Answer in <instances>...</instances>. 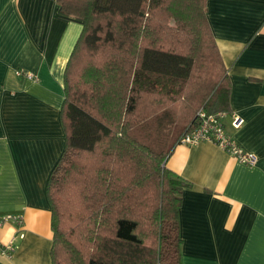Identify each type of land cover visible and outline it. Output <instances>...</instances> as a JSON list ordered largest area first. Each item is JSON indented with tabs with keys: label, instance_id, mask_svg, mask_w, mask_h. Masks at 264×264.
Here are the masks:
<instances>
[{
	"label": "trees",
	"instance_id": "obj_1",
	"mask_svg": "<svg viewBox=\"0 0 264 264\" xmlns=\"http://www.w3.org/2000/svg\"><path fill=\"white\" fill-rule=\"evenodd\" d=\"M57 1L82 31L64 71L65 148L47 180L51 264H182L190 183L166 160L200 109L231 111L205 0ZM84 48L102 59L76 86Z\"/></svg>",
	"mask_w": 264,
	"mask_h": 264
},
{
	"label": "crops",
	"instance_id": "obj_2",
	"mask_svg": "<svg viewBox=\"0 0 264 264\" xmlns=\"http://www.w3.org/2000/svg\"><path fill=\"white\" fill-rule=\"evenodd\" d=\"M227 68L226 131L257 162L211 142L177 144L166 167L190 183L179 208L182 264H264V0H205ZM82 25L57 0H0V264H51L47 180L65 148L64 71ZM21 74H18V72ZM26 73L34 76L26 77ZM20 234L23 236L20 237Z\"/></svg>",
	"mask_w": 264,
	"mask_h": 264
},
{
	"label": "built area",
	"instance_id": "obj_3",
	"mask_svg": "<svg viewBox=\"0 0 264 264\" xmlns=\"http://www.w3.org/2000/svg\"><path fill=\"white\" fill-rule=\"evenodd\" d=\"M18 74H21V72L19 71ZM25 75L29 79L34 78L30 73H26ZM227 117L231 118V125L235 129L240 128L244 123L243 118L231 111L208 112L205 109H200L197 112L196 124L194 127L186 130L179 137L178 143L195 145L204 141L211 142L236 158L238 162L249 167L254 166L257 162L256 156L253 153L244 150L226 131L225 119ZM7 220H12L20 226L22 224L23 216L21 214L6 215L1 218L0 226ZM22 236L23 235L20 234V237ZM12 250V243H9L4 247L0 246V252L3 254H8Z\"/></svg>",
	"mask_w": 264,
	"mask_h": 264
},
{
	"label": "rangeland",
	"instance_id": "obj_4",
	"mask_svg": "<svg viewBox=\"0 0 264 264\" xmlns=\"http://www.w3.org/2000/svg\"><path fill=\"white\" fill-rule=\"evenodd\" d=\"M76 2V0H63L64 6L68 7V5L70 3ZM78 2V1H77ZM79 3V2H78ZM96 55V56H95ZM102 59L101 55H98L97 53H91L90 51H88L86 48L82 49L79 51V53L77 54V56L74 58L73 63H72V71H71V78H72V82L71 84H75L76 86L78 84H80V82H82V77H81V73L84 70V68L86 66H88L89 64L91 65H97L99 63V60ZM140 106H143L142 104ZM145 107L147 108V106L145 105ZM142 110V108H141ZM147 110H143L142 111V117L143 113H145ZM148 112V111H147ZM141 119V118H140ZM143 119V118H142ZM61 208H62V204H60ZM68 216L65 215V218L62 217L63 222L66 221V224H69L70 221L68 220ZM147 240V239H146ZM172 252L173 249H171ZM171 256H175V253H173ZM170 256V259H172V257ZM167 259V260H170Z\"/></svg>",
	"mask_w": 264,
	"mask_h": 264
}]
</instances>
